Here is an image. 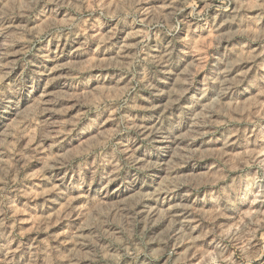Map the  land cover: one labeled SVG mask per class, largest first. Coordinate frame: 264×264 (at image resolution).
<instances>
[{"label": "rangeland", "instance_id": "1", "mask_svg": "<svg viewBox=\"0 0 264 264\" xmlns=\"http://www.w3.org/2000/svg\"><path fill=\"white\" fill-rule=\"evenodd\" d=\"M0 264H264V0H0Z\"/></svg>", "mask_w": 264, "mask_h": 264}, {"label": "clouds", "instance_id": "2", "mask_svg": "<svg viewBox=\"0 0 264 264\" xmlns=\"http://www.w3.org/2000/svg\"><path fill=\"white\" fill-rule=\"evenodd\" d=\"M119 177H113V179H118Z\"/></svg>", "mask_w": 264, "mask_h": 264}]
</instances>
